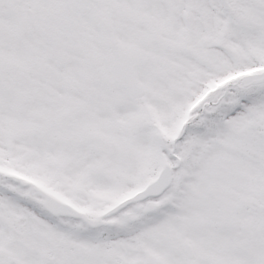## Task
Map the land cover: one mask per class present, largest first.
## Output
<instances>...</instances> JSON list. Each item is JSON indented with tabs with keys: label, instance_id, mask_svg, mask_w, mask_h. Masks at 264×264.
Returning <instances> with one entry per match:
<instances>
[{
	"label": "snow or ice",
	"instance_id": "1",
	"mask_svg": "<svg viewBox=\"0 0 264 264\" xmlns=\"http://www.w3.org/2000/svg\"><path fill=\"white\" fill-rule=\"evenodd\" d=\"M0 264H264V0H0Z\"/></svg>",
	"mask_w": 264,
	"mask_h": 264
}]
</instances>
